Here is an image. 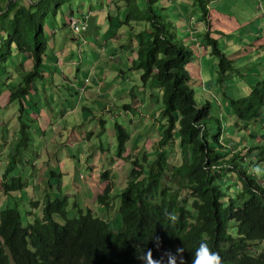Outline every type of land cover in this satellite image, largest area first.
<instances>
[{"label":"trees","instance_id":"1","mask_svg":"<svg viewBox=\"0 0 264 264\" xmlns=\"http://www.w3.org/2000/svg\"><path fill=\"white\" fill-rule=\"evenodd\" d=\"M72 1L30 0L29 4L19 5L6 0L5 7L0 8V31L5 33L0 42L1 80L9 91L8 102L17 101L24 110H21L24 115L18 116L19 137L8 157V166L0 171L4 195L13 200L12 205L0 208V264H143L138 256L147 248L158 258L164 251L174 252L178 247H184L185 259L190 264L201 240L219 252L224 264H264V251L253 254L250 249L264 243V177L250 173L255 162L246 161L243 146H238L242 149L238 150L229 147L226 139L222 140L223 126L210 113V102H196L186 68L194 53L180 40L175 24L163 14L159 0H146L145 7L138 6L137 0H120L126 12L115 25L120 29L132 23L148 24L146 29L133 34L135 58L130 68L141 71L144 86L153 81L163 95L165 122L158 123L159 117L156 121L159 129L156 160L149 163L145 155L134 159L121 192L114 190L113 169L102 173L107 184L94 200L104 210L103 216L76 203H73L76 213L70 215L69 196L63 193L51 198L46 191L43 198L34 196L27 204L29 209L23 223L19 198L12 196L25 186L15 170L21 160L17 164L15 158L18 159L20 151L30 148L31 140L28 130L31 118L21 100L33 93L34 80L40 77L48 47L45 26L58 22L61 6ZM196 1L206 18L204 0ZM72 18L73 12L69 10L60 22L68 19L67 27L77 40L76 35L88 25L75 33L70 27ZM49 37L50 43L53 37ZM204 43L217 59L220 81L237 71L233 59L209 32L204 35ZM22 52L31 58L32 69L20 75L19 72L25 71V59L16 66L14 60L18 61ZM229 104L241 129L258 119L264 128V120L260 119L264 108V75L250 86L247 94L230 98ZM214 122L216 128L212 130ZM115 131L117 158L121 159L129 133L117 120ZM262 132L263 141L247 151L264 167V129ZM176 142L183 154L180 164L171 163L170 153ZM187 148L191 150L190 158L185 156ZM229 173L236 178V196L222 187L230 180ZM111 210L120 220L117 230L112 229L109 221L113 216ZM166 211L178 215V220L170 221ZM157 239L160 250L155 247Z\"/></svg>","mask_w":264,"mask_h":264},{"label":"crops","instance_id":"2","mask_svg":"<svg viewBox=\"0 0 264 264\" xmlns=\"http://www.w3.org/2000/svg\"><path fill=\"white\" fill-rule=\"evenodd\" d=\"M12 1L17 2L19 5L30 3V0ZM159 1L160 8L164 9L163 14L169 17L175 24L180 40L194 53L193 58L186 65V68L190 73V85L193 88L194 97L198 96L197 99L195 98L196 102L203 103L206 100L208 101L206 97L212 95L220 105V109L228 115L231 114L229 115V119H233V113L229 107L230 98H238L247 94L250 86L264 75V0H204L207 11L206 18L203 17L198 3L194 0ZM146 2V0H137V5L145 7ZM5 5L6 0H0V8L5 7ZM102 5L105 9L107 8L105 12L108 15L107 19L101 17L100 19L97 18L95 19L96 24L91 23V28L89 26L90 35L95 34L97 36H93V40L85 37L86 43L83 45L86 47L85 57L80 58L79 55L82 52H77L79 54H77V56L79 57L80 65L85 64L87 67L90 63H93L90 68H94L92 72H95V80L98 82V94L94 101L95 107L89 105V99H87V97L84 99L83 97H79L78 99L80 102L76 104H74L72 100L73 105L65 107V104L68 102L67 95L64 93L61 95L55 91H61V89L55 87V79L57 78L62 79L65 85L71 84L70 86L74 89V92L79 94L85 90V87L89 83L88 76L84 77L83 81H73L72 83L70 79L64 76V72L61 71L58 74V71L49 70L53 67L49 61V55L58 56L57 63L55 64L59 67L68 66L72 61L69 52L77 47V43L71 36L69 27H67L66 22L68 19L62 22H52V26H49V24L45 26V34L52 35L53 41L48 43L44 64L40 67V77L34 80L35 86H33V93H29L28 96L22 97L21 100L23 101L24 109H26V107L28 108V106L31 107L32 111L38 109L37 114H35V119L39 127V130H37V132H39L38 140L45 142L43 155L46 162L43 166L46 168V175L53 169L55 162H57L59 158L63 159L67 167H71L70 161L74 157L70 154L71 152L78 153V155L84 152L82 154L83 156L90 154L89 157L91 158L95 153L93 150H98V154L93 157L94 163L87 165V167L90 165L91 170H88L93 172L94 181L95 183L96 181L98 182L96 185H99L100 188L95 189L93 199L105 189L107 180L102 178V173L109 167H112V162L115 163L114 165L123 164L126 168L127 163H130L131 167V163L134 159H140L138 158V154L145 149V143L147 142V139H144V137L146 133L150 132L149 127L157 123V120H155L158 118L156 108L162 103V92L155 87V84H152L153 81L144 86L140 79L141 71L131 70L130 68L131 61L135 58L134 48L136 43L133 41V34L146 29L148 24L145 22L132 23L130 26L123 25L120 29H117L115 25L118 19L122 20L126 12V9L122 7L123 4H121L120 0H102ZM119 7L122 8L119 9ZM64 24L66 26H64ZM206 32H209L210 36L218 41L220 48L233 59L235 68L237 69L235 73L223 77L222 81L218 79L217 75V59L211 58L212 54L210 53V48L204 43V35ZM4 36L5 33L0 31V42ZM60 43H66V46L63 49L57 50V48H60ZM93 59H96V61H93ZM20 61L21 60H19L18 63H20ZM214 64L216 65V70L212 69V65ZM23 66L25 71L19 72L20 75L32 69V60L30 57L28 58V55L25 58ZM202 69L209 71L211 74L210 79H205V77L200 74ZM249 71H252L250 83L247 87H241L239 80H245L249 75ZM17 78L18 76H15V79ZM229 80L234 86L225 85V82ZM2 87L5 88L2 93H7V100L9 101V91L4 83H0V88ZM197 87L198 90L196 91ZM229 87H241L243 90L247 89L240 94L230 95L231 91ZM7 103L6 108L9 107V109L14 110L15 104H17L15 107H18L20 111L23 110V108H20V104L17 103V101ZM23 111L19 112L18 116H20V118L24 115ZM48 113L49 116H47ZM6 115L7 113L5 114V112H3L0 118V123L2 124H0V132H2L1 137L3 142L9 143L8 147H10L11 144L7 139L8 135L3 134L6 132V127L3 128V125L5 126L7 122L9 123ZM28 116L32 118L30 114H28ZM54 117L55 119L53 122L52 118ZM71 117L75 118L74 122L78 119H80V121L78 123L69 124L70 129H66V123ZM120 117L129 124V127H132V133L130 134L129 131V139L125 144V153L123 157L118 159L117 154H115L114 157L110 156L111 160L109 161L111 162L108 164V154L105 152L107 149L101 137L106 135L108 142H113L114 140L117 144L115 129L112 136L107 133L109 128L106 118L117 120ZM224 117L225 114L222 115V118ZM39 123L45 125V127H40ZM89 123H93L96 129L85 131L86 128H83ZM220 123H222V121H220ZM236 123V130H238L240 128V123L237 121ZM49 124H55L52 128L55 130L54 136L60 138L58 142L69 141V139L64 138V132L71 130L74 131L75 138L81 140L80 142L84 143L85 140L97 138L99 144L95 149L90 148L89 150L86 149V151H79L78 149L77 151L75 150L76 147H71L70 144H68V146H66V144L61 146V144L49 142L46 140V132L49 129ZM60 124H62L61 127H59ZM211 125V129L214 130V128H216V123L214 122ZM227 125L229 126L230 122H227ZM123 127L125 128L124 125ZM226 127H223V130L230 131V127L229 129ZM134 128L135 133H133ZM14 135L17 136L16 133ZM133 136H135L134 140H132ZM140 136L142 137L138 138ZM245 137L246 136H242L244 139H242L241 146L245 147L244 144H247L248 147V142L245 140ZM257 137L259 136H255V141L250 147L256 146V143H261ZM83 139L85 140L83 141ZM252 139L253 137L250 141ZM135 140H142V142L138 143V148L136 150H132L128 147V144ZM229 142H231V140H225V143L228 144ZM39 144L40 142L37 146H31L29 149L25 150L26 152H30V156L21 160L20 165L17 167V172L19 174L20 171L25 169V165L26 167H30L29 164L35 162L37 159L36 155L39 152ZM3 146L6 147V144H3ZM12 149L9 150L8 157ZM175 149H179L180 152H182L178 142H176ZM50 153L52 155L49 158L48 154ZM107 165H109L108 168H106ZM91 167H95L94 170H92ZM126 179L127 178H125L123 182H126ZM57 189L62 191V187H57ZM114 190L117 191L116 187ZM50 193L51 196H53L57 194V191L50 190ZM64 194L69 195V193Z\"/></svg>","mask_w":264,"mask_h":264},{"label":"rangeland","instance_id":"3","mask_svg":"<svg viewBox=\"0 0 264 264\" xmlns=\"http://www.w3.org/2000/svg\"><path fill=\"white\" fill-rule=\"evenodd\" d=\"M109 1V0H107ZM195 2H197L196 0H194ZM107 9V8H106ZM105 7H103L102 5V0H74L72 1L69 5L68 4H64L63 6H61L59 14H58V21L61 20V18L65 15L68 14L69 10H71L73 12V17L74 19H79L84 21L85 23H87V27H85L84 30H81L80 33L78 35H76L77 40L75 41L77 43V47L74 50H71L69 52V55L72 59L70 65H66V66H57V59L58 56H50L49 55V61L50 63L53 65L52 68H50L49 70L51 71H58V74L62 71L64 72V76L67 77L68 79H70V81H83L84 77L88 76L89 78V83L88 85L85 87V90L83 92L79 93H75L74 89L70 86L71 84H67L65 85L62 82V79H55V87H57L58 89H61L60 92L57 91V93L59 94H65L67 95V103L65 104V107H69L73 105L72 100L74 101V104H76L79 101V97H83V99L85 97H87L88 103L89 105H91L92 107H95V99L97 98V94H98V82H96L95 80V76L94 73L92 72V70H94V68H90V66L93 63H90L87 67L84 65H80L79 63V57L80 58H84L86 55V47L83 46L86 42V38H90L93 40V36H97L95 34L90 35V31H89V26L91 28V23H95V19L99 18H103V19H107L108 15L105 13L106 12ZM250 10V9H249ZM59 25L61 26L60 22ZM58 40V39H57ZM79 40V41H78ZM47 41L49 43L50 41V37L49 35H47ZM66 46V43H60V48H57V50L63 49ZM51 47V45H50ZM99 48V46H98ZM77 49V51H76ZM81 53L80 55L78 54L79 52ZM78 52V53H77ZM77 54L79 55V57L77 56ZM17 56V54L15 55ZM14 56V57H15ZM27 56V53L22 52L19 54V60H24ZM212 59H215L216 57L211 55ZM18 61L14 60L15 66L16 64H18ZM93 61H96V59H93ZM21 63V61H20ZM25 63V61H24ZM73 63V64H72ZM212 69L216 70V65H212ZM84 71V72H83ZM83 72V73H81ZM89 72V75H88ZM202 76L205 77V79H210V73L209 71H206L205 69L201 70L200 73ZM248 76L245 78V80L241 79L239 80V83H241V87H247V85H249L250 83V77L252 76V71L248 72ZM238 78V77H235ZM136 81L138 82V80L136 79ZM0 83H2V81L0 80ZM225 85L227 86H234V84H232L229 81L225 82ZM241 87L239 88H234V87H229L231 94L230 95H234V94H240L241 92H244L245 90H243ZM3 89L5 88H0V118L2 116V113L5 112V114L7 113V117H8V121L5 124V126L3 125V128L6 127V132H4L3 134H7V139L10 142L11 146H9V143L7 142H3V139L1 137V133L0 132V171H2L4 168H6L8 166V152L10 149H12L14 142L16 141L17 137H19V134L17 133L18 129L20 128L19 124H20V119L18 117L20 110L18 109V107H15L17 104H15L14 106V110L13 109H9L6 108V103L8 102L7 100V93H2ZM198 90V87L196 88V91ZM54 91V92H55ZM198 96H195V98L197 99ZM208 99V101L210 102V112L213 116H215L216 118L220 119V121H222V125L223 127H226L227 129H229L230 127V131L229 130H223L224 132V138H222V140L226 139L227 140H231V142H229V147H236L238 150H242L241 147V143H242V136H246L245 140H247L248 142V147L247 144H244L245 147H243L244 149L243 151V155L247 156V160L246 161H251V162H255V164L252 165V168L260 165L256 160L253 154L248 153L247 148H249L251 146V144L255 141V136L258 135L259 137H257L259 139L260 142L263 141V139L261 140V131L264 129L261 127V123L259 121V119L257 121H252L250 122L248 129H238L236 130V121L239 122L238 118L235 116V114L233 115V119H229V115L231 114H227L225 113L222 109H220V105L216 102V100L214 99V97L212 95H208L206 97ZM25 102V99H24ZM198 102V101H197ZM202 102H198V104H201ZM225 104V103H224ZM8 105V103H7ZM28 106V105H27ZM6 108V109H4ZM41 108V107H40ZM4 109V110H3ZM26 111L28 114H30L32 116L31 120L28 122L29 123V134L31 136V140H30V147L31 144H37L40 142L39 144V152L37 153V159L35 160L34 163L29 164L30 167H26V165L24 166L25 169L23 171H20V182L25 184L24 188L20 191V193L18 194H12V196H14L15 198H19L18 202V206H19V211L21 213V217L23 219V223H26V217H27V209H29L28 205L32 200H34V196L36 197H41L43 198L44 193L47 191L49 196H51L50 190L51 191H57L58 196H63V193H69V213L70 215L75 214L76 213V206H73V203H76L78 206H82L83 207H89L93 210L94 213L103 216L104 215V210L100 209L99 205L97 204V202L93 199L94 194H95V189L99 188V185H96V183L98 184V182L94 181V175L92 171L90 169V165L87 167L88 164H93L94 163V156H96L98 154V150H93L94 155L93 157H89L90 154H87L86 156H83L82 154L84 152H81V154L78 155V153H74L71 152L70 154H72V156H74L70 163H71V167H67L66 164L63 162L62 158H59L57 162H55L53 169H51L49 171V173L46 175V168L43 166L46 162V160H44V144L45 142H43L42 140L39 141L38 140V134L39 132H37V130H39L38 127V122L35 119V114H37V110L34 109L32 111L31 107L28 106V108L26 107ZM157 112V116L159 117L160 121H158V123H164L165 121L164 118L162 117V110H163V95H162V103L159 107L156 108ZM16 111V113H15ZM225 114V117L222 118V115ZM116 115V114H115ZM47 116H49V113L47 114ZM70 117V116H69ZM119 117V116H118ZM26 117L23 118V120ZM54 118H52V121L54 122ZM158 119V120H159ZM260 119L264 120V108L262 111V116ZM75 118L71 117L69 118V120L66 123V129H70L69 124L71 123H78L80 121V119H78L76 122H74ZM157 120V119H155ZM107 124H108V135L112 136L113 131L115 129V124H116V120L113 121L111 118H106ZM117 122L122 123L125 128L126 131L130 134L132 133V127H129V124L127 122L124 121V119H122L121 117L119 119H117ZM227 122H230V125H227ZM94 123V122H93ZM87 124L85 125V127L83 129H85V131H92L94 129H96V126L94 124ZM236 123V124H235ZM240 123V122H239ZM1 124V123H0ZM91 124V125H90ZM2 125V124H1ZM62 124H60L59 127H61ZM39 126L44 128L45 125L40 124ZM55 124L48 125V130L46 132V140H48L49 142H55V144H61V146H63V144H66V146H68V144H70L71 147H76L75 150L78 151H86L89 150L90 148L95 149L96 146H98L99 144V140L97 138H92L90 140H85L83 139V141L85 140V142H80L81 140H78L77 138H75L74 135V131L68 130L64 132V138L65 139H69V141L67 140L66 142H58L59 141V137H55L54 136V129L52 127H54ZM150 132L146 133L144 139H147V142L145 143V149L143 151H141L140 154H138V158H142L144 157V155L147 157V162H153L156 160L157 158V154H156V148H157V141L159 138V129L157 128L156 124L155 125H151L149 127ZM215 130V129H214ZM14 133L17 134V136L14 135ZM133 133H135V128ZM242 135V136H241ZM255 135V136H254ZM142 136L138 137L141 138ZM253 137V139L250 141V139ZM137 138V140H138ZM89 139V138H88ZM102 141L105 143V148L107 149L105 152L108 154V161L111 160L110 156L114 157L115 154H117V144L116 142L113 140V142L109 141L107 139V136L104 135L101 137ZM135 139V136H133V139ZM142 140L140 141H131L128 144V147L131 148L132 150H136L138 148V143H141ZM3 144H6V147L3 146ZM187 153H186V157L189 155V158L191 157V150L190 148H187ZM88 152V151H87ZM90 153V152H89ZM51 153L48 154V157H51ZM171 163L172 164H180L182 163V159H183V154L182 152H180L179 149H175L173 150L171 153ZM30 156V152H26L24 151V149L22 151H20L19 155H18V159L15 158V162L22 160L23 158H26ZM110 163V161H109ZM108 163V164H109ZM18 164V162H17ZM115 164V163H113ZM257 164V165H256ZM20 165V164H18ZM109 165L106 166V168H108ZM92 170H94L95 167H91ZM111 169H113L114 171V181L116 182V189L117 192L120 191V189L124 186L125 182L124 179L127 178V176L129 175L130 172V163H127V167L125 168L123 166V164H116L113 165L112 167H109ZM89 169V170H88ZM129 169V170H128ZM17 170V169H15ZM40 170V172H39ZM170 173L167 174V179L169 177ZM228 178H230V180H228L226 183L223 184V190L229 193V195L232 196H236L237 192H238V187L236 186L235 183L236 182V178L235 176L231 173H229ZM122 181V182H120ZM51 184V185H50ZM58 184L62 187V191H59L57 189ZM105 187V186H104ZM50 189V190H49ZM100 189V188H99ZM121 192V191H120ZM61 193V194H60ZM57 194L51 196V198L57 197ZM19 195V196H18ZM13 201V200H12ZM12 201L10 196H6L4 195L2 186L0 185V208H4L5 206H10L12 205ZM37 213H39V210L37 211ZM111 215H113L109 221L110 224L112 226V229L117 230L118 226L120 225V220L117 216V213H114V210H111L110 212ZM235 232V231H234ZM251 252L253 254H259V252L264 251V243L260 244L259 246L256 245H252L250 246Z\"/></svg>","mask_w":264,"mask_h":264},{"label":"clouds","instance_id":"4","mask_svg":"<svg viewBox=\"0 0 264 264\" xmlns=\"http://www.w3.org/2000/svg\"><path fill=\"white\" fill-rule=\"evenodd\" d=\"M250 173L256 177H264V167L259 165L250 169ZM165 216L172 222L178 220V215L174 213L165 212ZM155 247L160 250L161 243L159 239L155 242ZM184 247H178L174 252L172 250L164 251L158 258L154 257L153 250L147 248L143 251L138 259L143 264H188L184 256ZM190 264H224L223 259L219 252L214 251L207 241L201 240L198 244L194 255L191 257Z\"/></svg>","mask_w":264,"mask_h":264},{"label":"built area","instance_id":"5","mask_svg":"<svg viewBox=\"0 0 264 264\" xmlns=\"http://www.w3.org/2000/svg\"><path fill=\"white\" fill-rule=\"evenodd\" d=\"M85 26H87V23L82 20L74 18L70 19V27H72L75 33H77L80 29H83Z\"/></svg>","mask_w":264,"mask_h":264}]
</instances>
